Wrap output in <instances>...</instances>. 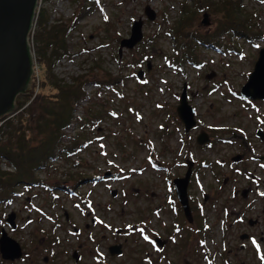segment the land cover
<instances>
[{
    "label": "rangeland",
    "instance_id": "374dc122",
    "mask_svg": "<svg viewBox=\"0 0 264 264\" xmlns=\"http://www.w3.org/2000/svg\"><path fill=\"white\" fill-rule=\"evenodd\" d=\"M182 1L41 0L49 26L72 25L66 40L70 56L56 61L54 74L67 84L88 79L60 147L78 138L88 148L71 162H53L49 172L35 170L39 179L71 189L51 192L21 185L11 201L0 203V239L6 232L24 251L15 262L0 253V264H206L207 252L222 255L219 264L227 259L235 264L240 234L248 231L259 237L264 232V222L231 228L218 208L220 197L248 189L256 176L264 191V162L256 160L264 155L258 137L259 131L264 133V101L241 96L264 49V0L242 2L253 16L254 44L228 35L224 52L198 48L200 65L185 63L183 71H177L171 66L175 51L168 32L179 18ZM147 8L155 11V21L148 20ZM205 15L209 26L203 24ZM218 19L205 12L194 18L193 27L210 34ZM140 20L143 40L133 50H122L121 41L130 38ZM144 52L148 60L140 65ZM37 80L27 94L39 91ZM185 90L197 120L189 133L177 113ZM27 94L18 97L8 118L16 119L34 103V94L30 99ZM31 117L35 127V115ZM92 117L98 119L93 127L82 126ZM5 121L0 119V132ZM204 133L209 142L201 145L198 137ZM26 135L42 139L38 130ZM241 155L242 160L234 161ZM75 159L78 167L72 165ZM189 161L195 166L188 194L195 206L205 203L193 225L172 198L173 181L185 177ZM0 168L15 170L5 158H0ZM79 173L87 180L79 185L65 182ZM258 206L245 217L264 221V198ZM13 214L15 227L8 222ZM156 238L164 244H157ZM226 238L237 241L225 249ZM113 248H120L121 254H111ZM229 248L235 250L229 254ZM261 248L264 251V243ZM254 254L247 264L259 263Z\"/></svg>",
    "mask_w": 264,
    "mask_h": 264
},
{
    "label": "trees",
    "instance_id": "16d2710c",
    "mask_svg": "<svg viewBox=\"0 0 264 264\" xmlns=\"http://www.w3.org/2000/svg\"><path fill=\"white\" fill-rule=\"evenodd\" d=\"M243 1L183 0L180 4L179 18L168 32L175 51L174 58H171V66L177 71H183L185 63H190L195 68L198 67L201 60L197 49L224 52L225 38L228 35L231 39L237 38L254 44L257 37L253 34V16L244 10ZM205 12H211L219 18L216 30L210 34L203 33L193 27L194 18ZM38 20L36 41L40 56L38 63L42 71L39 76L40 88L39 91L34 88L33 92L27 94L29 99L33 94L35 96L34 103L25 112L29 115L28 118L25 117V113L19 114L16 119L2 117L6 121L0 132V135H4L3 139H0V158L7 159L15 170L7 172L0 168V203L11 201L12 195L17 193V187L21 185L28 189L45 187L51 192L62 188L63 190L71 189L69 185H65L66 187L61 184L52 185L39 179L35 170L44 168L49 172L53 162L58 159L71 162L72 158L88 148V145L83 144L78 138L72 139L68 145L60 147L62 138L66 137L64 131L70 128L75 120L72 107L81 96L85 95L83 85L88 80L80 77L76 78L73 84H67L54 74L56 61L61 60L64 55L70 56L66 40L72 25L49 26L48 11L45 9L40 10ZM168 23L167 17L165 24ZM150 42L147 41V43ZM227 47L230 49L232 46ZM145 54V52L142 53L138 59L140 65L148 60H146ZM107 83L112 87L111 82L107 81ZM34 85L37 87L36 83ZM19 106L21 107L22 104ZM32 115H35V119H33L35 127L30 125ZM97 120L96 117H92L89 124L82 126L93 127L91 125H94ZM35 130H38L42 135L41 140L35 136L27 137L28 131L34 133ZM72 165L78 167L80 163L75 159ZM86 180L87 178L79 173L78 176L70 175L65 182L79 185Z\"/></svg>",
    "mask_w": 264,
    "mask_h": 264
},
{
    "label": "water",
    "instance_id": "95a60500",
    "mask_svg": "<svg viewBox=\"0 0 264 264\" xmlns=\"http://www.w3.org/2000/svg\"><path fill=\"white\" fill-rule=\"evenodd\" d=\"M37 5L38 0H0V118L11 114L16 108L17 98L22 94H27L31 89L33 61L29 47V35ZM146 16L151 21L157 18L155 11L151 8L146 9ZM203 24L210 25L207 15L204 16ZM143 25L142 20L134 23L130 38L121 41L122 50L124 48L133 50L143 40ZM213 76L214 74L208 76V79ZM241 96L247 100H264V49L260 51L254 71L243 87ZM177 113L187 133L196 127V113L189 105L186 90L182 94ZM258 136L264 140L262 131L258 132ZM208 142L207 134L204 133L198 137L199 144L204 145ZM239 160L240 156L234 159L237 162ZM192 167L193 163H190L186 176L174 181L177 197L189 222H193L188 194ZM107 176H110V173ZM8 222L15 227V214L9 216ZM157 241L161 245L164 244L161 240ZM110 251L113 255L121 254L120 248H113ZM0 253L4 260L11 262L20 260L24 255L22 246L6 232L2 233L0 239ZM75 258L78 260V255Z\"/></svg>",
    "mask_w": 264,
    "mask_h": 264
},
{
    "label": "flooded vegetation",
    "instance_id": "af4514ba",
    "mask_svg": "<svg viewBox=\"0 0 264 264\" xmlns=\"http://www.w3.org/2000/svg\"><path fill=\"white\" fill-rule=\"evenodd\" d=\"M38 23H39V20H38ZM37 27H39V24L37 25ZM36 33L34 34V42L36 40V35H37ZM35 49H36V53H37V42H35ZM38 54H37V56H38ZM38 58L40 60L39 56H38ZM262 101H264V100H262ZM260 140L262 142H264V140H262L261 138H260ZM242 158H243V156L241 155L240 160H242ZM256 160H261L264 162V155L259 156V159H256ZM189 162L194 163L192 161H189ZM189 162H188V168L190 165ZM194 166L195 165L193 164L191 178L194 174ZM187 171H188V169H187ZM191 178H190V181H191ZM253 179L254 180H251L252 184L249 185L248 189H243L242 191L236 190V192L233 195H231V197H229L227 199L222 200L220 197V202H219V206H218V208H220V216L224 217L227 220V222L231 228H234V226L242 228V226H244L246 222L248 223V225L251 228H253L255 226H258V224H261L262 222H264L263 220L261 221V219H252V218L248 219L245 217V214L248 211H250V210L255 211L256 209H258L259 208V206H258L259 199L264 198V191H261L260 187L257 186V185H259V182H260L258 177L256 176ZM190 181H189V186H190ZM173 183H174V181H173ZM253 185H255L256 187L253 188ZM174 186H175V184H174ZM172 191H174L173 186H172ZM253 192L256 193L258 196L253 197ZM173 193H174L173 197H172L173 198V204H174L173 206L176 209L182 211L184 216H185L183 206L181 205V203L177 197V194H176V188H175V192H173ZM202 195H203L202 197L205 200L209 199V197L205 193ZM193 200L194 199H192L191 195L189 194V201H190L191 213L193 216V222L188 221V223L192 224V225L194 223V219L195 218L197 219V217H198V212H200L202 210V208L205 207L204 206L205 203L203 204V202L199 203L198 206H195V203ZM261 216H262V214L260 213V215L258 217L260 218ZM157 240H158V238H156L155 242L157 244H159V242ZM225 241L226 242L222 243V246L225 249H227L226 247L229 244L233 245V242H236L237 240L235 241L234 239L226 238ZM263 243H264V232H262V234L258 237V236L254 235L248 231H243L239 236V241H238L239 249H238L237 253L234 255L235 257H237L235 260V264H247L246 262H249V260H250L249 255L251 256L252 253H254V252H255V254H254L255 257H257L259 260L258 264H264V251L261 248V245ZM249 244H251L252 249H254V250L250 249ZM159 245L162 246L161 244H159ZM233 250H235V249L229 248L228 253L231 254V252ZM239 252L244 254V256L242 258H238V256H242L239 254ZM217 257L219 259H221L222 255H214V254H209L207 252L205 254V258L207 260L206 264H219L217 262ZM188 264H190V263H188ZM224 264H232V261L230 259H227L224 261Z\"/></svg>",
    "mask_w": 264,
    "mask_h": 264
},
{
    "label": "built area",
    "instance_id": "2783aa9c",
    "mask_svg": "<svg viewBox=\"0 0 264 264\" xmlns=\"http://www.w3.org/2000/svg\"><path fill=\"white\" fill-rule=\"evenodd\" d=\"M41 0H38V5L36 8L35 12V17L31 29V33L29 35V47H30V53L33 61V75H32V82L35 79V77L38 78L37 82L39 83V76H40V66H39V59L36 53L35 49V42H34V34L36 33L37 30V25H38V18H39V13L41 10Z\"/></svg>",
    "mask_w": 264,
    "mask_h": 264
},
{
    "label": "clouds",
    "instance_id": "9594fccd",
    "mask_svg": "<svg viewBox=\"0 0 264 264\" xmlns=\"http://www.w3.org/2000/svg\"><path fill=\"white\" fill-rule=\"evenodd\" d=\"M32 89V88H31ZM23 95V94H22ZM24 95H26V94H24ZM18 99V98H17ZM17 101V100H16ZM1 119V118H0Z\"/></svg>",
    "mask_w": 264,
    "mask_h": 264
}]
</instances>
